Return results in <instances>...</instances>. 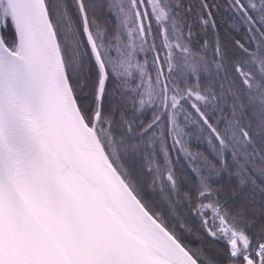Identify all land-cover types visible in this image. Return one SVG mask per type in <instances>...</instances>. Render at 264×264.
Segmentation results:
<instances>
[{"label":"snow or ice","instance_id":"obj_1","mask_svg":"<svg viewBox=\"0 0 264 264\" xmlns=\"http://www.w3.org/2000/svg\"><path fill=\"white\" fill-rule=\"evenodd\" d=\"M0 264H264V0H0Z\"/></svg>","mask_w":264,"mask_h":264},{"label":"trees","instance_id":"obj_2","mask_svg":"<svg viewBox=\"0 0 264 264\" xmlns=\"http://www.w3.org/2000/svg\"><path fill=\"white\" fill-rule=\"evenodd\" d=\"M203 148V146H201Z\"/></svg>","mask_w":264,"mask_h":264}]
</instances>
